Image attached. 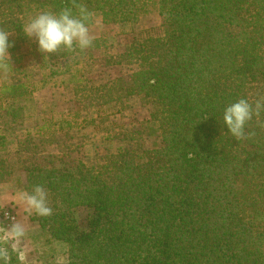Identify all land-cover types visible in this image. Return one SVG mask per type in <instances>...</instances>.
<instances>
[{
	"label": "trees",
	"instance_id": "trees-1",
	"mask_svg": "<svg viewBox=\"0 0 264 264\" xmlns=\"http://www.w3.org/2000/svg\"><path fill=\"white\" fill-rule=\"evenodd\" d=\"M115 1L0 0V29L9 31L11 44L8 49L10 57L0 58V67L4 65L15 70L16 66H21L24 57L22 54L16 56L13 51L20 48L22 41L19 43L17 39L20 35L25 36L21 27L30 14L34 16L43 11L59 13L70 8L74 15H78L79 6H84L90 13L100 11L104 23L129 19L126 16L131 14L119 10ZM158 5L160 14L171 27L167 36L176 41V46L161 57L157 56L149 65H138L133 74L134 87L121 95L125 99L129 93L142 95L141 100L145 104L151 102L156 110L159 109L152 114L161 116L162 131L157 149L136 154L138 150L119 147L118 153L111 156L105 166L91 168L72 160L68 151L61 149L59 160L63 168L57 169L53 161L38 162V145L30 144L32 140H25L18 148L22 155L19 160L0 161V182L10 180L13 173L19 170L25 174V190L31 191L39 185L48 193L51 215H34L32 219L42 224L45 241L67 245L68 264H237L242 258L246 264H264V252H255L257 240L246 237L247 228L232 232L238 225L231 216H223L212 224L204 221V226L190 230L189 218L165 196L171 188L164 186L180 164H185V172L205 169L210 172L217 165L224 167L229 163L225 157L238 149L236 144L244 136L254 134L257 126L264 128V97L249 102L245 98L246 91L239 86L232 90V94H222L227 79L223 64L237 75L238 82H242L246 75L239 67L240 63L237 65L239 55L261 49L264 46V31H253V28L239 31L231 37L232 42L234 44L238 39L244 42L232 48L225 46V40L219 39L218 47L204 44L209 35L214 36L210 18L218 25L222 38L244 14L257 18L259 15L264 21V0H158ZM247 23L248 20L240 23V29L245 28ZM90 24L91 21L88 22ZM183 37L187 41L179 45ZM33 52V57L39 59L35 63L40 65L52 62L49 67H54L57 64L54 61L63 57L64 67L65 64L67 67L81 64L82 50L79 48L54 53H42L38 49ZM258 59L262 60L261 57ZM254 65H257L256 56H250L243 62L247 71ZM197 68L208 74L213 96L190 106L191 97H175L182 90L183 79L196 76ZM18 69L22 74L18 80L0 85V97L5 102L0 108V118L4 120L0 127L4 130L23 119L25 108L32 104L35 91L30 75ZM251 77L254 79L253 75ZM188 80L191 78L185 79V82ZM84 81H68L76 82L74 98H80L78 92L82 91L85 94L82 100L95 105L106 100L116 101L111 95L118 88L113 89V84L96 88L78 86ZM240 99L252 105L254 115L245 124L244 136L235 141L223 126L222 113L225 107ZM257 103L261 104L258 114ZM183 125L186 127L182 129ZM216 133L219 136H214ZM0 141H4V136H0ZM261 142L262 139L249 140L254 150L248 156L259 151ZM28 144L30 146L26 148ZM62 145L65 143L59 147ZM141 159L143 162L138 163ZM224 170L228 168L224 167ZM230 172L236 175L237 170L233 167ZM243 203L249 204L248 201ZM239 205L240 201L233 203V209L237 210ZM77 206H86L89 210L86 230H79L73 219L72 209ZM228 223L234 226L229 228ZM10 257L9 264H20L16 253L10 252Z\"/></svg>",
	"mask_w": 264,
	"mask_h": 264
},
{
	"label": "rangeland",
	"instance_id": "rangeland-1",
	"mask_svg": "<svg viewBox=\"0 0 264 264\" xmlns=\"http://www.w3.org/2000/svg\"><path fill=\"white\" fill-rule=\"evenodd\" d=\"M115 3L119 10L131 14L126 16L129 19L118 23H104L100 11L91 12V24L88 27L89 34L93 37V44L82 50V57L79 58L81 64L77 67L71 65L67 67L66 64L64 67L65 57L54 61L57 63L54 67H49L52 62L37 64L35 61L39 59L31 54L38 49L35 38L20 35V39H17L19 43L21 41L22 43L20 48L14 50L13 53L16 56L22 54L24 59L20 62L21 66H16L15 70L1 65L0 85L18 80L22 75L18 68H21L30 75L35 91L32 104L25 108L23 119L15 121L10 129L4 130L0 127V136H4V141H0V161L19 160L22 155L18 152V148L25 140H32L30 144L38 145L36 148L39 151L36 156L38 162L44 164L53 161L57 169L63 168V163L59 160L61 149L67 150L72 160L80 161L88 168L105 166L108 159L118 153L117 148L119 147L138 150L136 154L157 149L156 144L161 138L162 131L159 121L161 116L156 117L152 114L158 112L159 109L156 110L151 102L145 104L141 100L142 95L129 93L128 99L121 98V95L124 91L134 87L133 74L138 65L141 67L149 65L157 56L161 57L167 50L170 51L171 47L174 48L176 41L167 36V32H171V27L159 12L158 0L155 2L151 0H121L118 2L116 0ZM32 16L33 14H30L24 20L25 23ZM213 16H217V13H213ZM210 19L214 26V36L209 35L204 44L215 47H218L217 43H220L217 42L218 39L225 40V46L231 48L243 43L241 39L234 44L232 42L231 37L237 35L239 31H248L252 28L253 31H264V21H261L259 15L257 18V16L244 14L238 20L237 25L231 26L221 38L218 25L213 18ZM245 20H248L246 27L240 29L239 24H244ZM186 41L183 37L179 45ZM201 43L200 40V46ZM59 50L65 51L66 49ZM243 55H239L237 62V65L240 63L239 67L243 68L246 75L242 82H238L237 75L231 73L229 71L231 68L223 64L227 79L222 94H232L234 93L232 90L235 91L239 86L246 91L245 98L249 102L257 101L264 97V46ZM250 56H256L257 65L247 71L243 62ZM5 58L8 59L7 56L2 57V59ZM197 72L196 76L185 78H191V80L185 82L183 79L182 90L175 97L186 95L191 97L190 106L198 103L199 100L213 96L211 94L213 90L210 89L207 78L208 74H204L198 68ZM73 79H84L85 81L79 83L78 86L87 88L113 84V89L118 88L111 95L116 101L106 100L95 105V103L82 100L85 95L82 91L78 92L81 95L80 98H74L77 92L74 88L76 82H68ZM4 104V100L0 97V108ZM3 121L0 118V125ZM185 127L186 125H183L182 129ZM214 136L219 135L216 133ZM251 138L262 139V142L259 151L248 156V153L254 150L249 144ZM234 139L237 141L238 138ZM61 143L65 145L59 147ZM263 144L264 128L257 126L254 134L244 136L236 144L238 149L225 157L227 161L229 160V163L224 165L228 168L227 171L224 170L223 165H217L210 172L207 169L185 172V164L176 166L171 177H168L164 184L165 187L171 188L165 196L175 202L179 212L191 220L187 219L190 230L204 226V221L212 224L223 216H231L238 227L230 231L235 232L246 227L248 231L246 237H254L257 240L258 247L255 252L259 254L264 252ZM141 162L143 159L138 163ZM233 167L237 170L236 175L230 172ZM25 186V174L19 170L13 173L10 180L0 182V210H2L0 211V228L10 224V221L5 220L4 212L16 216L17 222L25 227L26 235L20 246L26 253L23 264H59L61 257L68 264L67 245L62 242L45 241L42 224L32 219L34 214L28 217L23 213L22 207L13 208L9 205L12 193L16 190H25ZM239 201L238 209L234 210L233 203ZM244 201H248L249 204H244ZM88 212L86 206H77L72 209V216L79 230L88 229ZM152 215L157 216L155 213ZM227 225L230 226L229 223ZM3 247L8 246L3 245ZM246 263L242 258L237 264Z\"/></svg>",
	"mask_w": 264,
	"mask_h": 264
},
{
	"label": "clouds",
	"instance_id": "clouds-1",
	"mask_svg": "<svg viewBox=\"0 0 264 264\" xmlns=\"http://www.w3.org/2000/svg\"><path fill=\"white\" fill-rule=\"evenodd\" d=\"M91 18L92 13L84 6H79L78 15H74L70 8H65L59 13L43 11L30 17L22 25L21 30L26 37L35 38L38 50L42 53H54L61 48L69 51L74 48L83 50L93 44V37L90 36L88 27ZM9 35V31L0 29V58L7 56L9 59L8 49L11 47ZM260 108L261 104L257 103L256 114ZM253 115L252 105L247 100L240 99L224 108L223 126L234 138H242L245 124ZM47 200L48 193L37 185L31 191L21 189L13 192L9 205L13 208L22 207L23 213L28 217L33 214L47 217L52 212ZM4 215L10 220V224L0 228V264H9L10 252L16 253L17 259L23 264L26 253L20 246L26 235V229L17 222L16 216H9L8 212H4ZM59 264H67V261L61 257Z\"/></svg>",
	"mask_w": 264,
	"mask_h": 264
},
{
	"label": "built area",
	"instance_id": "built-area-1",
	"mask_svg": "<svg viewBox=\"0 0 264 264\" xmlns=\"http://www.w3.org/2000/svg\"><path fill=\"white\" fill-rule=\"evenodd\" d=\"M8 213H9V212H8ZM9 216H11V215H10V213H9ZM5 220H6V221H10V220H9V219H7V218H5Z\"/></svg>",
	"mask_w": 264,
	"mask_h": 264
}]
</instances>
